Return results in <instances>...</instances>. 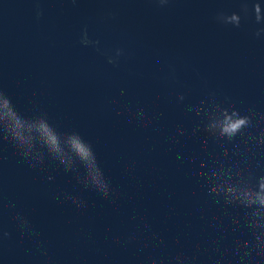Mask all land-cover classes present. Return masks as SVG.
<instances>
[{"label": "water", "instance_id": "95a60500", "mask_svg": "<svg viewBox=\"0 0 264 264\" xmlns=\"http://www.w3.org/2000/svg\"><path fill=\"white\" fill-rule=\"evenodd\" d=\"M238 9L0 0V264H264V22L214 19Z\"/></svg>", "mask_w": 264, "mask_h": 264}, {"label": "clouds", "instance_id": "9594fccd", "mask_svg": "<svg viewBox=\"0 0 264 264\" xmlns=\"http://www.w3.org/2000/svg\"><path fill=\"white\" fill-rule=\"evenodd\" d=\"M239 3V9L238 11L231 12L230 14H225L223 11L218 12L215 16V20L217 23L223 24V25H232L233 27H240L241 21L248 20L251 16L254 18L255 23L260 24L264 22V19H262L259 15L260 9H261V3L260 0H238ZM251 5V7H249ZM221 18H225L223 21ZM229 21V22H225ZM264 31V28L258 29L256 32V35H259L260 32ZM245 121L243 119L237 120V121H227L222 131L224 133H227L228 135L234 134L240 127L243 125ZM41 128L43 129L44 134L47 137V144L53 149L58 151V143L57 138L55 135L52 134V132L49 130V128L46 125H41ZM72 144L76 151L81 156H87L88 151L86 147L81 144L78 140H73Z\"/></svg>", "mask_w": 264, "mask_h": 264}]
</instances>
